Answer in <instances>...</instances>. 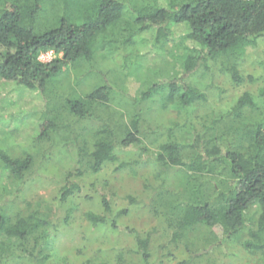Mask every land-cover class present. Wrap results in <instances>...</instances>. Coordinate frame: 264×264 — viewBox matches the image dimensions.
<instances>
[{"label":"rangeland","instance_id":"374dc122","mask_svg":"<svg viewBox=\"0 0 264 264\" xmlns=\"http://www.w3.org/2000/svg\"><path fill=\"white\" fill-rule=\"evenodd\" d=\"M74 1L42 0L35 31L42 34L76 14L73 18L82 22L89 13L88 1L81 6ZM119 1L123 20L106 32L110 45L92 48L91 60L67 66L43 91L0 80V151L32 159L23 181L8 178L0 162V214L15 219L37 212L48 220V264H144L142 243L147 264H263L260 255L244 248L246 233L227 238L219 227L200 225L174 239L175 206L186 190L188 172L182 167L166 169L158 158L161 146L188 144L197 133L204 134V126L229 112L244 93L264 108V40L237 61L241 83L232 81L221 61L201 63L186 74L182 27H175V41L164 46L147 40V33L124 43L134 31V8L144 0ZM61 57L48 52L39 61ZM172 82L197 90L205 99L186 109L178 102H164L162 94ZM99 87H107L110 96L95 107V119L72 117L67 102L83 101ZM150 93L151 98L144 97ZM136 117L142 147L117 149L114 163L104 164L97 173L89 170L95 132L107 124L120 137ZM47 121L58 128L40 138V127ZM63 188L72 190L64 199ZM103 200L109 203L110 219L128 232L86 221L88 212L104 213ZM247 216V226L252 227L255 210ZM3 239L0 236V244ZM11 251L20 253L18 247Z\"/></svg>","mask_w":264,"mask_h":264},{"label":"trees","instance_id":"16d2710c","mask_svg":"<svg viewBox=\"0 0 264 264\" xmlns=\"http://www.w3.org/2000/svg\"><path fill=\"white\" fill-rule=\"evenodd\" d=\"M41 1L1 0L0 5V80L37 91H43L67 66L81 59L91 60L94 46L110 45L112 40L106 32L123 20L119 0H87L89 13L82 22L73 18L80 14L65 17L57 27L39 34L35 25ZM85 1L75 0L74 4L81 6ZM134 9V31L123 42L132 44L136 37L147 33V40L150 38L155 45L164 46L175 41V27H182L185 52L182 66L186 74L201 63L221 61L232 81L241 83L237 61L247 48L264 40V0H144ZM48 52L62 57L47 63L39 61ZM261 95L264 96V90ZM109 96L107 87H99L83 101H68L69 113L76 120H94L95 107L106 103ZM162 96L164 102H178L184 109L205 99L197 90L175 82L166 85ZM57 128L51 121L44 122L40 138L48 137ZM204 132L194 135L188 144L161 146L158 159L166 169L182 167L188 172L186 190L175 206L178 220L174 239L200 225L219 227L227 238L246 233L244 248L260 255L264 264V108H259L244 93L229 112L205 125ZM92 147L88 167L94 173L104 164L116 161L117 149H140L142 138L137 117L120 137L113 126L102 125L94 134ZM0 162L8 178L23 181L32 159L29 156L12 158L0 151ZM71 191L63 188V199ZM102 206V215L88 212L86 221L93 227L126 231L110 219L111 209L106 200ZM251 209L255 210L256 218L252 227H248L247 214ZM48 226V220L37 212L18 215L15 219L0 214V236L4 238L0 244V264L13 260L48 264ZM142 244V259L147 264L146 243ZM17 247L19 254L11 251Z\"/></svg>","mask_w":264,"mask_h":264}]
</instances>
